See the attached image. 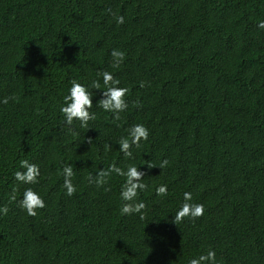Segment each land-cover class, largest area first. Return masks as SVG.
I'll use <instances>...</instances> for the list:
<instances>
[{
    "label": "trees",
    "instance_id": "obj_1",
    "mask_svg": "<svg viewBox=\"0 0 264 264\" xmlns=\"http://www.w3.org/2000/svg\"><path fill=\"white\" fill-rule=\"evenodd\" d=\"M262 20L264 0H0V264H189L209 250L264 264ZM104 71L128 89L119 119L96 107ZM73 80L95 119L70 129L59 109ZM135 124L149 136L126 159ZM21 160L38 183L14 180ZM110 165L144 173L143 219L120 213L123 177L90 183ZM28 187L45 203L35 216L18 205ZM184 192L204 214L175 224Z\"/></svg>",
    "mask_w": 264,
    "mask_h": 264
},
{
    "label": "clouds",
    "instance_id": "obj_2",
    "mask_svg": "<svg viewBox=\"0 0 264 264\" xmlns=\"http://www.w3.org/2000/svg\"><path fill=\"white\" fill-rule=\"evenodd\" d=\"M117 23H124L123 16L117 18ZM259 29H264V20L260 21L257 25ZM114 66H118L124 58V54L119 50H113L111 52ZM102 78L104 89L102 90V98L97 101L96 107L102 109L105 112L113 114L115 119H119V113L123 112L128 107V103L125 96L128 89L120 87V81L116 79L111 72L104 71L98 73ZM143 86V85H141ZM90 87L92 89H100V80H93ZM93 93L89 91V86H86L78 81H71L70 87L67 90V94L63 96L62 103L60 105V113L63 116V122L70 129L74 125V122H79L81 127L88 124V121L95 119V113L90 109L92 104ZM9 97L0 99V103L7 104ZM148 129L142 124H135L127 130V136L122 137L119 142V151L126 159H132L134 147H139L142 141L148 139ZM168 161L163 160L158 166L163 169L167 165ZM20 169L14 173V180L18 184L33 185L38 183V177L40 176L39 167L36 164L30 163L28 160L20 161ZM148 167H153L148 164ZM63 175V189H65L66 196H72L76 191V187L72 182L73 170L71 165H66L61 169ZM115 173L117 176L123 177V184L120 189V199L122 201L120 207V213L122 215L139 214L143 219L142 210L145 208L143 201L138 200V192H143L147 185L143 183L142 176L144 173L138 170L134 165L127 166L126 169L117 167L116 165H110L108 169L99 170L96 173L94 180L90 179V183H95L96 186H101L107 182V178ZM157 196L167 194V185H160L155 189ZM19 207L25 211L29 216H35L37 209L45 207L44 200L34 191L31 187L25 188L22 199L18 201ZM8 208L6 206L0 207V214H7ZM204 214V206L200 203L192 202V194L190 192L183 193V203L177 209L174 215V223L182 221L185 217L195 219ZM189 264H216V253L213 250H209L206 255H200L198 258H193L189 261Z\"/></svg>",
    "mask_w": 264,
    "mask_h": 264
}]
</instances>
